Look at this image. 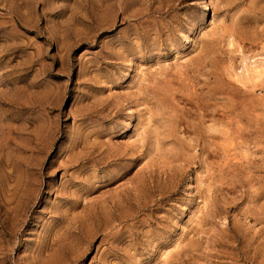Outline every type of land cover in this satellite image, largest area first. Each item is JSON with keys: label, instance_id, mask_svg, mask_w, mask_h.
I'll return each mask as SVG.
<instances>
[{"label": "rangeland", "instance_id": "1", "mask_svg": "<svg viewBox=\"0 0 264 264\" xmlns=\"http://www.w3.org/2000/svg\"><path fill=\"white\" fill-rule=\"evenodd\" d=\"M0 264H264V0H0Z\"/></svg>", "mask_w": 264, "mask_h": 264}]
</instances>
